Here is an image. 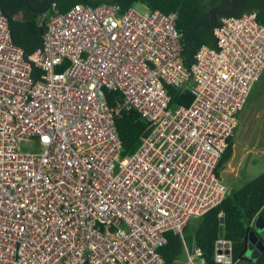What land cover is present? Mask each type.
I'll list each match as a JSON object with an SVG mask.
<instances>
[{"label": "built area", "instance_id": "1", "mask_svg": "<svg viewBox=\"0 0 264 264\" xmlns=\"http://www.w3.org/2000/svg\"><path fill=\"white\" fill-rule=\"evenodd\" d=\"M176 19L76 3L53 9L26 54L0 8V264H167L166 233L224 199L217 165L264 71V23L223 16L186 66ZM170 86L190 103L171 106ZM126 109L151 130L120 157ZM232 251L219 237L214 262L235 264ZM184 255L206 264L199 246Z\"/></svg>", "mask_w": 264, "mask_h": 264}, {"label": "trees", "instance_id": "2", "mask_svg": "<svg viewBox=\"0 0 264 264\" xmlns=\"http://www.w3.org/2000/svg\"><path fill=\"white\" fill-rule=\"evenodd\" d=\"M0 0V8L11 19L12 39L26 54L40 47L45 23L53 9L65 12L76 3L98 5L116 3L125 10L136 4L150 9H159L164 13L177 12L176 28L181 33L182 56L186 66H190L196 50L202 44L215 45L213 27L223 16H239L256 11L259 22L264 23V0H54L45 14L35 10L45 7L48 0ZM20 14L17 16V14ZM170 105H188L192 99L186 88L170 86ZM122 96L119 92H106L110 105ZM115 125L121 139L120 157L132 154L141 140L151 130V124L144 120L136 110L126 109L115 118ZM233 136L217 165V174L231 158ZM264 206V172L241 187L228 191L220 204L203 215L190 219L183 228L182 237L168 231L166 243L158 251L167 264H184V245L199 246L206 264H216L213 259L214 242L219 237L230 239L233 244L235 264H264V251L250 261L247 253V235L252 229L251 223Z\"/></svg>", "mask_w": 264, "mask_h": 264}, {"label": "rangeland", "instance_id": "3", "mask_svg": "<svg viewBox=\"0 0 264 264\" xmlns=\"http://www.w3.org/2000/svg\"><path fill=\"white\" fill-rule=\"evenodd\" d=\"M135 8L139 12L145 11V6L140 3ZM19 15L18 13L17 16ZM233 142V154L219 172L227 191L241 187L264 172V71L252 87L251 94L238 116ZM26 147L38 149V145L33 143ZM256 216L251 223L252 229L255 227ZM246 256L255 260L258 255L247 252Z\"/></svg>", "mask_w": 264, "mask_h": 264}, {"label": "water", "instance_id": "4", "mask_svg": "<svg viewBox=\"0 0 264 264\" xmlns=\"http://www.w3.org/2000/svg\"><path fill=\"white\" fill-rule=\"evenodd\" d=\"M54 0H48L45 7L40 10H35L41 14H45ZM19 2V0H18ZM25 5L30 8L28 1L24 0ZM2 12L6 15L3 9ZM7 16V15H6ZM8 17V16H7ZM10 31L11 29V19L8 17ZM255 222V227L251 229L247 235V252L250 254H254L255 256L259 255V253L264 251V206L258 212ZM260 233V234H259ZM250 261H253V258L249 256ZM250 264V262L248 263Z\"/></svg>", "mask_w": 264, "mask_h": 264}, {"label": "crops", "instance_id": "5", "mask_svg": "<svg viewBox=\"0 0 264 264\" xmlns=\"http://www.w3.org/2000/svg\"><path fill=\"white\" fill-rule=\"evenodd\" d=\"M251 91H252V89H251ZM251 91H250V93H249V95H248V97H247V99L249 98V96H250V94H251ZM246 102H247V100H246ZM246 104V103H245ZM245 106V105H244ZM244 108V107H243ZM243 108L241 109V111L243 110ZM240 111V112H241ZM240 112H239V114H240ZM239 114H238V116H239ZM237 128V127H236ZM236 128H235V130H236ZM234 135H235V131H234V134H233V137H234ZM232 141H233V139H232ZM233 146H234V142H233V145H232V150H233ZM232 154H233V151H232ZM232 156V155H231ZM219 177H220V173H219Z\"/></svg>", "mask_w": 264, "mask_h": 264}, {"label": "clouds", "instance_id": "6", "mask_svg": "<svg viewBox=\"0 0 264 264\" xmlns=\"http://www.w3.org/2000/svg\"><path fill=\"white\" fill-rule=\"evenodd\" d=\"M142 5H143V4H142ZM260 77H261V76H260ZM256 82H257V81H256ZM256 82H255V83H256ZM255 83H254V84H255ZM253 86H254V85H253ZM246 100H247V99H246ZM245 103H246V102H245ZM244 105H245V104H244ZM243 107H244V106H243ZM240 111H241V110H240ZM238 114H239V113H238ZM237 125H238V123H237ZM236 127H237V126H236ZM234 131H235V129H234ZM233 134H234V133H233ZM232 136H233V135H232Z\"/></svg>", "mask_w": 264, "mask_h": 264}, {"label": "flooded vegetation", "instance_id": "7", "mask_svg": "<svg viewBox=\"0 0 264 264\" xmlns=\"http://www.w3.org/2000/svg\"><path fill=\"white\" fill-rule=\"evenodd\" d=\"M20 2H18V4H19Z\"/></svg>", "mask_w": 264, "mask_h": 264}]
</instances>
